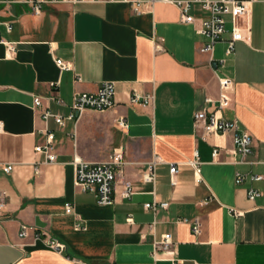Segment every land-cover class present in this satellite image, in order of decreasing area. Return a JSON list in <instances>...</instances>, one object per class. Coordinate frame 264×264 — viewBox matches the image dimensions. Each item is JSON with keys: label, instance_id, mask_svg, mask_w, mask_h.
Instances as JSON below:
<instances>
[{"label": "crops", "instance_id": "0c3cea01", "mask_svg": "<svg viewBox=\"0 0 264 264\" xmlns=\"http://www.w3.org/2000/svg\"><path fill=\"white\" fill-rule=\"evenodd\" d=\"M190 13L194 22L159 0L141 13L123 0L45 3L38 13L22 0L0 2V37L16 43L11 55L0 43V188L7 194L0 264L147 263L164 233L173 243L158 251L156 264H264V0L250 5L249 39L237 41L229 54L230 23L204 51L208 38L197 27L210 12L195 2ZM56 58L71 67L61 69ZM225 77L231 79L230 101L218 108L206 98L216 100ZM107 80L116 84L112 108L85 109L63 125L43 120L34 108V96H41L43 106L66 116L77 92H95ZM135 92L152 98L132 101ZM199 110L236 120L237 132L250 134L247 162L229 161L233 133L206 134L193 116ZM118 116L126 127L117 124ZM47 131L54 134L53 162L34 151ZM118 147L125 162L115 199L99 204L75 185L74 160L102 161ZM195 150L199 181L187 163ZM154 158L155 182H144L141 174ZM6 163L14 165L10 173L2 170ZM170 164L178 167L175 184ZM122 180L134 186L130 198L117 194ZM251 188L260 191L254 199L247 195ZM152 201L168 205L144 207ZM180 217L198 218L200 232L177 222ZM21 222L56 238L64 250L32 235L20 238Z\"/></svg>", "mask_w": 264, "mask_h": 264}, {"label": "built area", "instance_id": "2783aa9c", "mask_svg": "<svg viewBox=\"0 0 264 264\" xmlns=\"http://www.w3.org/2000/svg\"><path fill=\"white\" fill-rule=\"evenodd\" d=\"M2 0H0L1 2ZM10 2L12 0H5ZM28 3L35 13L42 10L45 3H75L81 0H22ZM131 3V7L134 12L141 13L146 11L158 0H123ZM169 2L176 5L183 16V20L186 22H194L195 17L190 13L191 5L195 2L200 3L202 8L210 12L208 18H202L199 20L197 32L206 36L208 42L202 47L204 51H210L213 44L222 39L223 34L227 31L226 23H230L229 37L226 39V54L233 51L235 43L237 41H245L249 39V28L246 24L245 18L250 10V5L259 0H159ZM10 28V26L8 27ZM0 43L6 45L8 55H11L16 50V43L6 41L0 37ZM55 63L61 69H68L71 67V63L61 58H56ZM81 78L78 76L77 80ZM231 79L220 78L219 79V94L216 100L209 97L206 101H211L216 104L218 108L226 106L230 101L231 92ZM116 84L114 81H104L95 92H77L71 103L70 113L66 116L52 111L48 106H43L41 96H34L33 104L35 110L38 111L41 118L45 121L52 119L55 123L63 125L65 119H73L74 116H78L85 109H94L103 111L105 109L112 108L115 101ZM50 98L56 103L61 104L62 100L56 95H51ZM151 94L141 95L135 92L132 96V101H141L148 103L151 100ZM194 119L203 122V130L206 134L222 135L228 132L233 133V140L235 146L230 149H226L229 155V161L233 163L247 162L248 156L251 153V136L246 131L237 132V121L224 119L215 114V112H207L206 110H199L194 112ZM116 122L120 127H126L127 123L123 116H118ZM2 127V121H0V129ZM36 153L43 155L44 162H53L56 159L54 151V134L51 131L45 133L44 141L34 146ZM220 153V148L215 146L212 149V156L216 159ZM38 161L37 163H39ZM124 155L121 147L115 148L107 157L102 161L90 162L81 158L74 160V182L82 191L91 192L95 195L96 201L99 204H111L115 199L113 192L114 183L117 182V177L121 175V166L124 164ZM158 160L155 158L148 162L147 168L142 172L141 178L144 182H155V166ZM193 166L196 174V180L201 178L200 164L201 161L198 156V152L195 150L193 157L187 162ZM2 170L5 173H10L13 170L14 165L12 163L3 164ZM37 170V167H36ZM171 174V183L175 184V174L178 171L176 164H170L169 168ZM253 179H260L261 175H252ZM242 179V175L236 172L235 181L239 182ZM122 188L117 193L121 198H130L134 193V186L128 180L121 181ZM260 194L257 189L251 188L248 190L247 195L249 199H254ZM7 204V194L5 190L0 188V224L5 220L4 215ZM167 201L161 202H146L144 207L147 209L155 210L157 206L166 207ZM65 211L71 212V204L65 203ZM235 214H239V211H235ZM177 222H187L190 224L194 233L200 232V221L198 218L189 219L180 217ZM18 235L20 238L32 235L34 240H42L50 248L62 252L64 250V244L53 238L47 236L44 231L38 230L34 225L21 222L19 225ZM172 236L170 233H164L160 238L155 239L153 242L152 261L147 263H134V264H156L158 257V251H169L172 245ZM176 264V261L172 262Z\"/></svg>", "mask_w": 264, "mask_h": 264}, {"label": "rangeland", "instance_id": "374dc122", "mask_svg": "<svg viewBox=\"0 0 264 264\" xmlns=\"http://www.w3.org/2000/svg\"><path fill=\"white\" fill-rule=\"evenodd\" d=\"M226 26L228 27V26H229V23H228V24H226Z\"/></svg>", "mask_w": 264, "mask_h": 264}]
</instances>
